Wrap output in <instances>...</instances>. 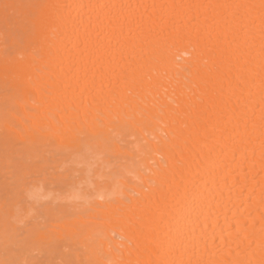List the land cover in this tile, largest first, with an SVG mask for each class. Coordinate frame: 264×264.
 Wrapping results in <instances>:
<instances>
[{"label": "bare ground", "instance_id": "bare-ground-1", "mask_svg": "<svg viewBox=\"0 0 264 264\" xmlns=\"http://www.w3.org/2000/svg\"><path fill=\"white\" fill-rule=\"evenodd\" d=\"M0 264H264V0H0Z\"/></svg>", "mask_w": 264, "mask_h": 264}, {"label": "rangeland", "instance_id": "rangeland-1", "mask_svg": "<svg viewBox=\"0 0 264 264\" xmlns=\"http://www.w3.org/2000/svg\"><path fill=\"white\" fill-rule=\"evenodd\" d=\"M128 136H129V134H128ZM131 136V135H130ZM130 136H129V140H136V138H134V139H132V138H130ZM136 137V136H135ZM45 148V147H44ZM46 149V148H45ZM54 149H55V147H54ZM39 151V150H38ZM41 151V150H40ZM44 154V156H43V158L41 157V162L40 161H38V160H35L34 162L35 163H37V164H35V165H40V166H42V169H43V167L44 168H46L45 166L47 165V166H49L50 167V170H49V168H47V170H48V172H47V170L45 169V170H41V171H39L38 173L39 174H32L30 171V175L29 176H26V178H25V180H26V182H30V181H32V180H30V178H31V176L32 177H35V178H39L41 181H43L44 182V186H46V188L47 189H45V188H43V190H42V188H41V192L43 193V194H41V192H40V194L42 195V197H44L45 199H43L42 198V200H41V202L43 201H47V200H50V198L52 197V196H54V195H56V193L58 194V195H60L61 193H62V191H63V195H60L61 197H59V196H57L58 198L55 200V201H53L54 203H53V205H52V203H49L48 201H47V204H50V206L54 209L53 211H57V209H55L54 208V206L56 205V208H59V207H61V208H63L64 209V211H62V212H66V210H67V213L66 214H68V212H70V215L72 216L73 215V213H71V212H74V211H76V210H78L77 208H81V206H80V204L79 203H81V202H79V201H82L83 199V197H84V199L86 200V201H91L92 199H94V197L95 196H97L98 194H96L98 191H95L94 189L95 188H97V186L95 187L94 186V184L96 183V182H98V181H100L101 180V182H103L104 184L103 185H105L106 183V181H107V179L105 178V175L104 176H102V177H98V178H94L95 177V175L94 174H96V173H94L92 170L91 171H88L86 174H84V173H82L84 170H83V168L82 167H85V166H83V164H82V162L83 161H81V159H80V162H79V160L77 161V162H72V163H69L68 162V160H65V159H63V154L62 153H60L59 154V151H52V152H45V153H43ZM52 154L55 156L54 158H52ZM124 158V157H123ZM18 158H16V157H14L13 159L11 158L10 159V161L12 160H17ZM52 159H54L53 161H52ZM60 159V160H59ZM114 159H115V157H114ZM62 160H65L64 161V163H66V164H64L63 162H62ZM9 161V162H10ZM11 161V162H12ZM50 161H51V163H50ZM67 161V162H66ZM70 161V160H69ZM89 161V160H88ZM87 161V162H88ZM92 159H90V162H88V163H86V161H85V165H90V167L92 166L91 164H93L94 165V163H92ZM111 161H114L113 160V158H112V160ZM14 163L12 164V165H16V163H15V161H13ZM18 162H19V159H18ZM18 162H17V164H18ZM34 162L31 164V163H28L31 167H33L34 166ZM39 163V164H38ZM60 163H61V165H60ZM91 163V164H90ZM58 166V168H57V166ZM64 165V166H63ZM67 165V166H66ZM52 166V167H51ZM54 166H56V169H55V167ZM60 166V167H59ZM65 167V168H63V167ZM29 167V166H28ZM27 167V168H28ZM35 167V166H34ZM68 167V168H67ZM89 167V166H88ZM61 168H63V169H61ZM87 168V167H86ZM29 169H30V167H29ZM55 169V170H54ZM67 169H70L69 170V172H68V170ZM88 169V168H87ZM86 169V170H87ZM90 169H93V167H91ZM64 170L65 171H67V172H64ZM76 170V171H75ZM94 170V169H93ZM27 171V170H26ZM44 171H46L45 173H44ZM50 171H52L53 173L52 174H58L59 172H60V174H64V173H68V174H72V176H70V178H69V180L70 179H72L73 181H72V183H74L73 185H69V184H71L70 182L71 181H69V180H66V179H64V180H62V181H64L65 183H67L66 185H65V183H61L60 184V182L59 183H57V179L59 178L58 177V175H54V177H57L56 178V181H55V179H53V175L51 174V172ZM55 171V172H54ZM64 173H63V172ZM107 171V170H106ZM20 173L22 172L21 170L19 171ZM19 173V174H20ZM47 173V174H46ZM94 173V174H93ZM18 174V173H17ZM19 174H18V176H19ZM32 174V175H31ZM82 174H84L86 177H85V180H83L84 178H82L81 177V175ZM13 175H16V173L15 174H13ZM45 175V176H44ZM48 175V176H47ZM50 175H52V177L50 176ZM80 175V176H79ZM97 175V174H96ZM42 176V177H41ZM43 177H46L47 178V180H49L48 182H47V180L45 179V178H43ZM81 177V178H80ZM84 177V176H83ZM97 177V176H96ZM50 178V179H49ZM15 179V178H14ZM33 179V178H32ZM62 179V178H61ZM81 179H82V181H81ZM11 180V179H10ZM13 180V179H12ZM53 180V181H52ZM103 180V181H102ZM54 181L56 182V183H54ZM58 181H59V179H58ZM61 181V182H62ZM69 183H68V182ZM43 182H41V183H43ZM81 182V183H80ZM40 183V184H41ZM53 183V184H52ZM46 184V185H45ZM65 185V186H64ZM102 185V184H101ZM69 186H71V188H72V191H68L66 188L67 187H69ZM72 186H75V194L73 195L71 192H73V188L74 187H72ZM81 186H83V187H85L84 188V190H82L81 191ZM22 187V186H21ZM31 187V186H30ZM103 187V186H102ZM20 188V187H19ZM70 188V187H69ZM68 188V189H69ZM80 190H79V189ZM103 189V188H102ZM20 190V189H19ZM22 190V189H21ZM59 190H61V191H59ZM87 190V191H86ZM99 191H101V189H98ZM44 191V192H43ZM55 193H54V192ZM60 192V194H59V192ZM68 191V192H67ZM83 192V191H86V193L87 194H84V196L82 197L81 196V192ZM103 191H104V189H103ZM52 192H53V194H52ZM77 192H80V195H77L78 193ZM102 192V191H101ZM44 193H45V195H44ZM84 193V192H83ZM98 193H100V192H98ZM29 194V193H28ZM100 194H102V193H100ZM67 195V196H66ZM86 195V196H85ZM63 196H66V198H64ZM82 198H81V197ZM63 197V198H62ZM80 197V198H79ZM40 198V197H39ZM47 198V199H46ZM60 198H62V199H60ZM99 198V197H98ZM23 199V198H22ZM29 199L30 198H28L27 200L29 201ZM88 199V200H87ZM97 199V198H96ZM24 200H26V199H23V201ZM60 200H62V201H60ZM95 200V199H94ZM23 201H21L20 200V202H22L23 203ZM93 201V200H92ZM41 202H39L40 204H38V202H37V204L38 205H35V203H34V207H38V209H36L37 211L39 210V208H41L42 206H46L47 204H46V202H45V204L46 205H43V202L41 203ZM78 202V203H77ZM83 202V204H86V203H84V200L82 201ZM32 203V202H31ZM55 204V205H54ZM82 205V204H81ZM85 206V205H84ZM87 207H88V205H87ZM51 208V209H52ZM61 208H59L58 209V212H60L59 210L61 209ZM86 208V207H85ZM71 209H72V211H71ZM74 209V210H73ZM82 209H83V205H82ZM81 209V210H82ZM40 212V211H39ZM40 217L41 216H43V215H41V213L39 214L38 212H36ZM65 214V213H64ZM69 215V214H68ZM39 219V218H38Z\"/></svg>", "mask_w": 264, "mask_h": 264}, {"label": "snow or ice", "instance_id": "snow-or-ice-1", "mask_svg": "<svg viewBox=\"0 0 264 264\" xmlns=\"http://www.w3.org/2000/svg\"><path fill=\"white\" fill-rule=\"evenodd\" d=\"M191 55V52L189 51H185L183 53H181L182 57H188ZM180 59L181 57H177V63L175 65V69H176V73L177 76L180 77L181 74H183V77L185 78V83L188 84V88L187 91L189 94H193V92L195 91L198 94V83L197 81L193 78L194 73L191 69V66L189 64H184V63H180ZM122 73H116L115 70L113 69V76L117 77L119 75H121ZM88 73L85 72V79H87ZM95 74H93L92 79L95 80ZM190 81V83H189ZM69 132H77V128L75 127H71L68 129Z\"/></svg>", "mask_w": 264, "mask_h": 264}]
</instances>
